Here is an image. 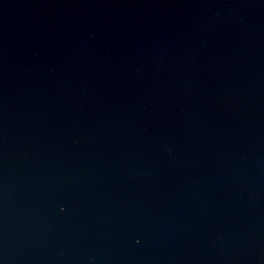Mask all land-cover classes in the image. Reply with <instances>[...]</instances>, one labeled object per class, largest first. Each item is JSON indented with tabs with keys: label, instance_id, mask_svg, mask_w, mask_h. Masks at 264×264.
<instances>
[{
	"label": "water",
	"instance_id": "obj_1",
	"mask_svg": "<svg viewBox=\"0 0 264 264\" xmlns=\"http://www.w3.org/2000/svg\"><path fill=\"white\" fill-rule=\"evenodd\" d=\"M0 264H264V0H0Z\"/></svg>",
	"mask_w": 264,
	"mask_h": 264
}]
</instances>
